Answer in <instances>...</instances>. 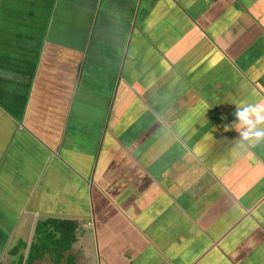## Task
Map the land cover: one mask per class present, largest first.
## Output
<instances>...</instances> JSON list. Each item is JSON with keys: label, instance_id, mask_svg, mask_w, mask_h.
<instances>
[{"label": "crops", "instance_id": "0c3cea01", "mask_svg": "<svg viewBox=\"0 0 264 264\" xmlns=\"http://www.w3.org/2000/svg\"><path fill=\"white\" fill-rule=\"evenodd\" d=\"M40 37L0 40V264H264V0H52Z\"/></svg>", "mask_w": 264, "mask_h": 264}, {"label": "trees", "instance_id": "16d2710c", "mask_svg": "<svg viewBox=\"0 0 264 264\" xmlns=\"http://www.w3.org/2000/svg\"><path fill=\"white\" fill-rule=\"evenodd\" d=\"M8 1V2H6ZM30 1V2H29ZM11 2L10 0H1V6L2 8H6L8 10V14H6V17L4 16V20H6V25L5 27L7 28H12V24L16 25L17 22L21 23V19L24 18H37V23L39 22V26L35 27L36 29L39 28L40 30V35L42 37V34L44 32L45 28V23L46 19L49 14L50 10V5L52 0H19L17 4H20L19 6L21 7L24 3V5L28 6L27 10L22 13V10L20 9L19 6L15 5H10ZM33 7V8H32ZM26 25H28L26 23ZM8 33L11 32V29H7ZM1 33V31H0ZM7 33V34H8ZM20 34L23 35L22 33L18 32L15 33V35ZM51 224L52 228L55 229L57 232H59V236L57 237L56 240H54V243L56 245V249H63V246L68 244L74 239L73 233L74 229L76 227V222L73 220H55V219H49L48 222H40L38 223V227H43L45 224ZM39 229V228H38ZM49 235L46 236V239H49ZM41 254V249L37 245H31L30 250L27 254V264L31 263V261L35 258H38Z\"/></svg>", "mask_w": 264, "mask_h": 264}, {"label": "clouds", "instance_id": "9594fccd", "mask_svg": "<svg viewBox=\"0 0 264 264\" xmlns=\"http://www.w3.org/2000/svg\"><path fill=\"white\" fill-rule=\"evenodd\" d=\"M241 142L264 144V101L239 104L234 113ZM228 131V128H225Z\"/></svg>", "mask_w": 264, "mask_h": 264}, {"label": "rangeland", "instance_id": "374dc122", "mask_svg": "<svg viewBox=\"0 0 264 264\" xmlns=\"http://www.w3.org/2000/svg\"><path fill=\"white\" fill-rule=\"evenodd\" d=\"M10 1H11V2H9L10 5H15V4L17 6L20 5V4H17V2H19V0H10ZM6 2H8V1H6ZM23 5L21 7L20 6L19 7H20V9L24 10ZM0 6H1V0H0ZM25 10H27V9L25 8ZM4 16L6 17L5 12L3 11L2 7H0V31H1L0 40H18L20 43H22L25 40H31L30 42L32 43V40H36V36H39L40 30L38 31V29L34 28V27H37V24H39V22L37 23V21H36L37 18H35V17L28 18V19H30V21H31V19L33 20L32 22H30V24H28V25H16L15 29H12V28L5 27L6 20H4L5 19ZM7 29H11L12 31L8 33ZM18 32L23 33L24 38H21V37L17 38L15 36V33H18ZM29 32L31 34H29ZM7 33L9 34V36L7 35ZM40 38H42V37H40ZM30 59H33V57L31 56ZM3 239L4 238L0 237L1 242L3 241Z\"/></svg>", "mask_w": 264, "mask_h": 264}]
</instances>
